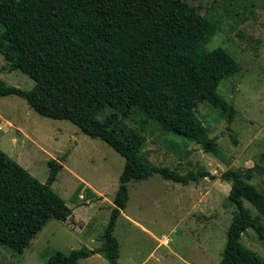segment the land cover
<instances>
[{
    "label": "trees",
    "instance_id": "16d2710c",
    "mask_svg": "<svg viewBox=\"0 0 264 264\" xmlns=\"http://www.w3.org/2000/svg\"><path fill=\"white\" fill-rule=\"evenodd\" d=\"M215 32L216 23L186 0H0L2 69L21 70L35 81L26 90L0 78V97H24L40 115L74 123L125 158L104 246L57 250L46 264H77L99 251L118 264L114 230L127 207L131 180L153 174L183 184L217 178L205 169L182 174L151 164L142 153L146 136L128 124L138 119L143 129L156 121L165 132L219 154L217 139L196 107L207 100L220 118L232 122L237 109L219 87L241 70V63L222 46L208 48ZM105 109L109 113L100 117ZM50 166L43 183L0 148V264H6L2 246L23 252L49 220L72 217V208L51 187L62 164L53 160ZM220 178L232 184L228 201L235 208L220 264H264V257L241 240L253 228L264 242V192L237 169Z\"/></svg>",
    "mask_w": 264,
    "mask_h": 264
},
{
    "label": "rangeland",
    "instance_id": "374dc122",
    "mask_svg": "<svg viewBox=\"0 0 264 264\" xmlns=\"http://www.w3.org/2000/svg\"><path fill=\"white\" fill-rule=\"evenodd\" d=\"M186 1L216 23L208 48L222 46L241 63V70L219 87L237 114L229 122L207 100L196 107L217 139L218 155L165 132L156 121L143 129L138 119L128 121L146 136L142 153L151 164L178 168L182 174L205 169L217 178L183 184L153 174L131 180L127 207L114 230L120 242L118 264H220L235 209L228 201L232 184L220 175L229 168L249 173L248 181L264 192V172L258 171L264 166V0ZM5 64L0 53V78L9 85L26 90L35 85L21 70H3ZM107 113L109 109L100 117ZM0 117V148L33 176L47 183L50 161L62 164L51 187L73 210L66 222L49 220L23 252L2 246L4 262L46 264L57 250L102 248L125 158L74 123L40 115L15 94L0 97ZM244 204L258 214L248 201ZM241 240L264 257V242L253 228ZM77 264L112 263L99 251Z\"/></svg>",
    "mask_w": 264,
    "mask_h": 264
},
{
    "label": "water",
    "instance_id": "95a60500",
    "mask_svg": "<svg viewBox=\"0 0 264 264\" xmlns=\"http://www.w3.org/2000/svg\"><path fill=\"white\" fill-rule=\"evenodd\" d=\"M249 175V173H247L245 176L247 177Z\"/></svg>",
    "mask_w": 264,
    "mask_h": 264
},
{
    "label": "crops",
    "instance_id": "0c3cea01",
    "mask_svg": "<svg viewBox=\"0 0 264 264\" xmlns=\"http://www.w3.org/2000/svg\"><path fill=\"white\" fill-rule=\"evenodd\" d=\"M124 211V210H123ZM123 211H122V213H123Z\"/></svg>",
    "mask_w": 264,
    "mask_h": 264
}]
</instances>
